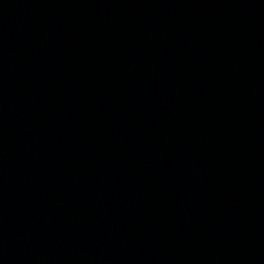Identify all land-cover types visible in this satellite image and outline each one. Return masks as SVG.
Segmentation results:
<instances>
[{
  "label": "water",
  "instance_id": "95a60500",
  "mask_svg": "<svg viewBox=\"0 0 264 264\" xmlns=\"http://www.w3.org/2000/svg\"><path fill=\"white\" fill-rule=\"evenodd\" d=\"M0 264H264V0H0Z\"/></svg>",
  "mask_w": 264,
  "mask_h": 264
}]
</instances>
